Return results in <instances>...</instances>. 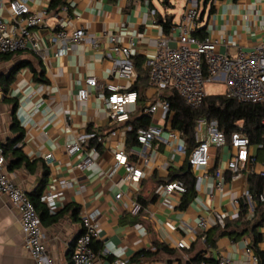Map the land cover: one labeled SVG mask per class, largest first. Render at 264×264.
Instances as JSON below:
<instances>
[{
  "label": "crops",
  "instance_id": "obj_1",
  "mask_svg": "<svg viewBox=\"0 0 264 264\" xmlns=\"http://www.w3.org/2000/svg\"><path fill=\"white\" fill-rule=\"evenodd\" d=\"M159 1L163 8L153 0H59L60 4L55 7H51L53 0H41L32 8H48L50 14L46 17L48 27L34 30L40 52L27 49L0 61V142L10 143L26 157L11 168L12 149L8 150L6 173L29 195L40 185L45 171H49L43 192L49 188L58 191L60 196L57 211L41 220L48 255L55 264H71V255L84 231L82 215L95 210L99 212L101 227L93 248L100 264H112L116 258L126 259L128 264H187L199 253L219 264L225 259L233 264H254L253 232L249 228L243 231L246 226L238 220L242 206L247 204L245 193L254 196L249 175H262L264 171V151L259 145H252L255 161L249 170L236 176L228 169V162L235 158L231 143L212 147L210 164L193 169L188 151L172 152L159 140L147 150L149 161L143 165L144 176L139 182L127 179L124 168L118 169L114 180L108 176L115 163V140L124 142L130 161H138L136 152L142 147L129 144L131 127L127 122L141 115V107L156 95L149 83L147 62L155 54L154 43L159 38H168L172 47L178 45V30L173 27L182 20L186 8L194 5L188 0L184 7L172 11L174 5L170 1ZM63 6L68 7L67 12L61 9ZM195 6L200 10V18L194 35L199 39L219 40L217 52L235 57L240 51H249L264 42V0H205L204 7L198 0ZM56 14H62L70 30L83 27L87 33L85 40L71 44L68 54L61 57L55 55L51 42V36L59 29ZM168 19L171 27L166 32L162 21ZM200 29L203 32L198 36ZM110 34L121 35L125 43L135 42L132 61L138 76L128 90L141 85L138 92L145 98L128 105L129 119L118 123L111 120L105 107L107 89L91 87L87 100L77 98L86 78L96 77L100 83L113 78L112 69L121 55L113 50ZM21 60H29L33 66L16 74L8 85L7 96L18 103L17 111L23 102V111L33 113V122L27 125L17 114L22 129L13 127L14 103L5 101L3 91L7 77ZM40 85L44 86L42 95L27 102V93ZM40 97L45 99L43 108L49 110L46 114L35 113ZM174 117L175 112L172 120L158 113L151 117L150 124L173 126ZM22 130L24 135L17 141ZM81 135L88 136L86 146L95 159V164L85 171L76 167L82 155L71 157L66 149L69 142ZM182 140L187 145L185 135ZM15 142L18 143L14 145ZM49 153L52 159L47 161L45 156ZM217 169L224 171L223 190L217 186ZM179 173L183 176L190 173L187 180L195 178V195L188 196L186 202L188 191L165 196L161 189L164 184L180 180L179 177L172 180ZM62 180L67 182L64 187L60 184ZM118 192L124 194L121 200L115 197ZM258 196H254L256 205L262 202ZM217 212L223 214L225 225H219ZM254 212L249 208L247 218L251 219ZM201 218L208 221L207 230L199 225ZM167 222L174 223L176 230L169 229ZM226 224L233 232L220 235ZM257 231L264 236L263 225ZM207 234L209 241H206ZM181 239L189 247L179 248ZM259 248L264 250V239ZM0 264H37L26 246L20 212L6 194H0ZM201 264L205 261L201 260Z\"/></svg>",
  "mask_w": 264,
  "mask_h": 264
},
{
  "label": "built area",
  "instance_id": "obj_2",
  "mask_svg": "<svg viewBox=\"0 0 264 264\" xmlns=\"http://www.w3.org/2000/svg\"><path fill=\"white\" fill-rule=\"evenodd\" d=\"M194 0H189L193 2ZM198 1V0H197ZM41 0H0V52L17 53L27 49L40 52V47L35 42L34 30L48 27L47 18L50 14L48 8L34 10V3ZM63 11L68 7L63 6ZM62 14H56L59 29L51 36L52 46L55 48V55L61 57L67 55L69 46L73 43H80L86 39V31L83 27L70 30ZM200 10L197 6L191 5L186 8L182 20L173 28L178 30V45H169V39L161 37L155 41L156 51L147 62L148 79L150 85L155 88L156 95L144 107L143 112L151 117L162 113L164 119L172 120L174 111L171 102L167 98L168 91H176L184 100L185 104L193 109H198L207 97V83H221L227 97L236 99L241 103H264V42L254 46L249 51H240L235 57L221 54L216 51L219 40L205 37L199 39L194 35L198 29ZM124 26V24H122ZM113 42V50L121 55L115 62L112 69L113 78L105 83H100L96 77H88L78 90L77 98L85 101L89 98V88L96 87L107 89L108 97L105 99V107L113 122H123L129 119L127 106L136 104L138 93L129 91L130 85L138 76L136 67L132 61L134 41L125 43L121 35L110 34ZM226 40L224 39V42ZM43 54V53H42ZM128 84V85H127ZM44 86L40 85L27 93V102L36 96L42 95ZM1 97V92H0ZM45 99L40 97L36 103L35 113L42 111L47 113L48 108H43ZM23 102L21 103V107ZM17 111L18 118L24 124H32L33 113L28 114L23 108ZM239 126L243 121L238 122ZM115 132L113 133V136ZM138 144L142 147L136 152L138 161L132 162L126 151L124 142L114 141L113 152L115 163L108 173L114 180L119 168H124L126 178L132 182H139L144 176L143 165L147 164L149 157L147 150L152 148L154 142L159 140L172 152L187 153V145L182 140L184 132L169 124H150L138 130ZM87 135H81L67 144V153L71 157L82 158L76 167L85 171L95 164V159L89 152L86 141ZM114 139V137H113ZM99 140H102L100 137ZM231 145L235 149V158L228 162V169L236 176L239 173L249 170L250 165L255 161L252 154V142L243 129H238L232 134ZM228 144L227 135L220 127L217 118L199 120L196 131V145L188 155L189 165L193 168L207 167L210 164L212 147H224ZM46 160L52 159V154L45 156ZM264 176V171L261 172ZM208 174H203L207 177ZM217 186L223 190L224 171L217 169L215 172ZM198 178H202L198 176ZM67 182L62 180L60 184L64 187ZM162 193L165 196L178 192H187V186L182 180H175L164 184ZM0 194L10 197L21 215L22 231L25 236L26 246L37 264H55L48 255L45 243V235L42 227V220L34 202L28 193L14 180L7 176L6 158L4 148L0 146ZM123 192L116 194V199L123 198ZM60 193L56 190L46 189L41 195V201L46 204L50 213L57 211V200ZM259 200L264 202V191L259 194ZM246 203L253 214L256 207V199L250 193H245ZM99 212H84L82 215L84 231L78 238L77 244L71 255V264H100L98 255L93 248V242L98 237L101 222L98 219ZM219 224L225 225L221 212L216 213ZM171 230H176V225L167 222ZM199 225L207 230L209 223L205 218L199 220ZM264 227V224H263ZM179 248L189 247L186 240L178 242ZM264 252V250H263ZM264 259V254H263ZM260 258L254 256V264H259ZM112 264H128V260L116 258ZM220 264H233L230 260H220Z\"/></svg>",
  "mask_w": 264,
  "mask_h": 264
},
{
  "label": "trees",
  "instance_id": "obj_3",
  "mask_svg": "<svg viewBox=\"0 0 264 264\" xmlns=\"http://www.w3.org/2000/svg\"><path fill=\"white\" fill-rule=\"evenodd\" d=\"M59 0H53L51 7H55L56 5H59ZM170 1V0H168ZM170 3V2H168ZM164 29L166 32L170 31L171 27V20L168 19V21L163 22ZM203 32V29H200L197 31V35L201 36ZM204 37V36H203ZM17 52L18 54L21 53ZM16 53H1L0 52V61L4 59H10L13 55ZM33 66V63L29 60H21L18 63L15 64L14 68L12 69V72L9 74V76L6 79V82H8L5 87H3V91L5 92V101L14 103L13 108V127L20 128V122L17 118V109H18V103L9 98L7 96L8 94V85L15 79L16 74L22 69L26 67ZM35 73L37 70L35 68H32ZM42 73H40L39 79L42 80ZM141 85H135L133 87V91H137L138 93V100L144 101L145 98L142 96V94H139ZM167 98L171 102V107L173 111L175 112V117L173 120V126L175 128H178L184 132L185 140L187 143V149L188 152L195 147L196 145V131H197V125L200 119L206 118V119H212L217 118L220 122L221 129L225 132L227 135L228 143L231 142L232 134L238 129H243L246 134L249 136L252 144H256L260 146V149L264 151V103H241L237 101L236 99L229 98L225 94H218V95H207V97L204 99L202 105L198 109H193L185 104L183 98L174 90L168 91L166 93ZM143 106V105H142ZM142 114L137 116L135 119H129L127 122V125L131 127V129L128 131V141L129 144H138V130L141 127H147L151 123V117L147 114L143 113L144 106L141 107ZM243 121L242 128L239 126L238 122ZM24 135V131L22 130L20 132V135L17 138L22 139ZM18 142H15L14 145H16ZM0 146L4 148L5 155L8 153V150L12 149V160L9 163V167L14 168L15 166L19 165L20 162H23L25 160V155L19 150L18 148H13L10 143H3L0 142ZM28 167L30 168V162L27 161L26 163ZM32 170V168H30ZM48 170L45 171V177L48 175ZM190 173L184 174H174L173 179L180 178V180L184 181L185 184L188 186L187 191L188 194L186 202L189 197H192L195 195V178H192L191 180H187L186 177L189 176ZM41 181L40 185L37 187V189L29 194L30 199L34 202L37 210L40 213V216L42 220L46 215L50 213L49 209L46 207V205L41 201V195L43 193V190L46 186V179ZM186 180V181H185ZM249 181L251 184V191H253L254 196H258L264 191V176L258 175V174H251L249 175ZM189 196V197H188ZM184 204V203H183ZM249 211L248 204H245L242 206L241 210V218L238 221H242L246 228L243 230L249 228L253 232V244L252 247L255 249L256 255L260 258V264H264L263 254L264 252L260 250L259 243L263 241L264 236L262 233L258 232L257 229L261 227L264 224V202H258L255 207L254 215L251 219L247 218V213ZM220 225V224H219ZM221 226V225H220ZM229 226L226 224L224 229L221 231L220 235H226L231 234L233 231L228 230ZM206 241H209V234L206 236ZM201 260L205 261V264H219L218 261H215L213 259H205V256L202 255V253H199L196 255L194 259H192L191 262H188L187 264H201Z\"/></svg>",
  "mask_w": 264,
  "mask_h": 264
},
{
  "label": "rangeland",
  "instance_id": "obj_4",
  "mask_svg": "<svg viewBox=\"0 0 264 264\" xmlns=\"http://www.w3.org/2000/svg\"><path fill=\"white\" fill-rule=\"evenodd\" d=\"M153 1L159 8H163V5L161 4V2L159 0H153ZM204 1L205 0H201V7H204ZM170 2L172 5H174V7H171V9L173 11L174 8H176L178 10V9H181L182 7H184V5L188 2V0H170ZM193 4L197 5L198 1L194 0ZM177 10H176V13L179 14V11H177ZM7 64H11V63L9 62ZM24 69H26V68H22L20 71L23 72ZM18 73H17V75H18ZM206 90H207L208 94H210V95L223 94L224 93V86L221 83H217V82L207 83L206 84Z\"/></svg>",
  "mask_w": 264,
  "mask_h": 264
},
{
  "label": "water",
  "instance_id": "obj_5",
  "mask_svg": "<svg viewBox=\"0 0 264 264\" xmlns=\"http://www.w3.org/2000/svg\"><path fill=\"white\" fill-rule=\"evenodd\" d=\"M166 3L168 2V0H164Z\"/></svg>",
  "mask_w": 264,
  "mask_h": 264
}]
</instances>
